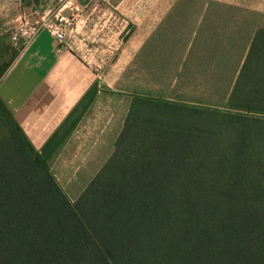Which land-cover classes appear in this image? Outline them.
<instances>
[{
	"label": "trees",
	"instance_id": "16d2710c",
	"mask_svg": "<svg viewBox=\"0 0 264 264\" xmlns=\"http://www.w3.org/2000/svg\"><path fill=\"white\" fill-rule=\"evenodd\" d=\"M0 264H264V31L225 109L135 99L115 150L71 201L7 109Z\"/></svg>",
	"mask_w": 264,
	"mask_h": 264
},
{
	"label": "crops",
	"instance_id": "0c3cea01",
	"mask_svg": "<svg viewBox=\"0 0 264 264\" xmlns=\"http://www.w3.org/2000/svg\"><path fill=\"white\" fill-rule=\"evenodd\" d=\"M72 1L59 10H71L62 42L42 29L27 44L12 39L23 22L20 0H0V52L17 49L0 77V104L39 153L76 121L49 160L51 170L78 173L67 186L75 201L102 169L90 173L91 165L107 149L113 154L135 99L227 107L255 34L264 31V0L261 9L224 0ZM244 10L261 11V25L244 19ZM138 74L141 85L131 81ZM199 89L209 98L194 99ZM63 157L84 158L70 166Z\"/></svg>",
	"mask_w": 264,
	"mask_h": 264
},
{
	"label": "rangeland",
	"instance_id": "374dc122",
	"mask_svg": "<svg viewBox=\"0 0 264 264\" xmlns=\"http://www.w3.org/2000/svg\"><path fill=\"white\" fill-rule=\"evenodd\" d=\"M224 1H228V3L233 2V3H237L235 5H240L242 7H250L251 9H261V0H224ZM20 11H21V16L23 19V22L25 21H37L40 20L42 18H47L50 19V21L52 23L58 22L60 20V13L59 10L61 8H63L64 6H70L72 5L73 1L72 0H20ZM186 2H193V1H186ZM246 9V8H244ZM241 11V9H239ZM230 13V12H227ZM238 11L235 12L236 15ZM243 13L244 14V19L247 18L249 19V21L251 23L254 22H259L261 25V11H251V12H246L244 10ZM242 13V14H243ZM249 13V14H247ZM64 18V17H63ZM237 18V16H235V19ZM263 21V20H262ZM22 22V23H23ZM264 22V21H263ZM8 51L7 52H0V77L2 76V74H4V72L7 70V68L12 64L15 56H16V47H14L12 45V47H8ZM141 78V75H136L132 78V83H137L138 85H141L139 83V79ZM125 86H129V77H127V79H125ZM192 97H194V99H208V92L203 91V89H199L196 90V92H191ZM173 96L176 97L178 96L177 92L173 93ZM8 118L7 116L4 114V112L2 110H0V130L2 131H6L7 129V125H8ZM2 133L0 132V135ZM109 152V149L106 150L105 155L100 156L99 157V161H96L95 165L92 164L91 165V169H90V173L95 172V174L100 170V167L102 168V166L107 162V160L110 158V155H107ZM84 157H63L62 159L64 161L68 160V164L74 165L73 161L78 162V159L80 161L83 160ZM88 159H91V156L88 157ZM64 167L61 166H55L51 171L54 174V176L56 177V179H60L57 180L59 185L61 186V188L63 189V191L66 194H72L71 193V189H69L67 186L69 185V179L71 177H73L74 175H77L78 173L73 172L72 170L69 172H65L63 171ZM79 190V189H78ZM77 190L75 191V194H77Z\"/></svg>",
	"mask_w": 264,
	"mask_h": 264
},
{
	"label": "built area",
	"instance_id": "2783aa9c",
	"mask_svg": "<svg viewBox=\"0 0 264 264\" xmlns=\"http://www.w3.org/2000/svg\"><path fill=\"white\" fill-rule=\"evenodd\" d=\"M70 25L71 19L63 18L62 16L60 17V20L58 22L52 23L51 21H47L45 23H41L38 27H34V25L30 21H25L22 24L18 25V27L15 29L12 34V39L14 41H17L18 39L23 38L28 44L35 39V37L42 29H46L55 37L58 42H62L65 36V32Z\"/></svg>",
	"mask_w": 264,
	"mask_h": 264
},
{
	"label": "water",
	"instance_id": "95a60500",
	"mask_svg": "<svg viewBox=\"0 0 264 264\" xmlns=\"http://www.w3.org/2000/svg\"><path fill=\"white\" fill-rule=\"evenodd\" d=\"M62 17H64V18H70L71 17V10L70 9L64 10L62 12ZM31 23H33V22L31 21Z\"/></svg>",
	"mask_w": 264,
	"mask_h": 264
}]
</instances>
